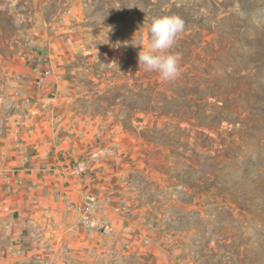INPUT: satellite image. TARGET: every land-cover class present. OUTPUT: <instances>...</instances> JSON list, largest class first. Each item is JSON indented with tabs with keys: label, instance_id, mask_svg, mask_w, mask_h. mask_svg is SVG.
Segmentation results:
<instances>
[{
	"label": "rangeland",
	"instance_id": "obj_1",
	"mask_svg": "<svg viewBox=\"0 0 264 264\" xmlns=\"http://www.w3.org/2000/svg\"><path fill=\"white\" fill-rule=\"evenodd\" d=\"M165 15L172 81L132 45ZM42 158L114 230L69 214L29 264H264V0H0V187Z\"/></svg>",
	"mask_w": 264,
	"mask_h": 264
},
{
	"label": "crops",
	"instance_id": "obj_2",
	"mask_svg": "<svg viewBox=\"0 0 264 264\" xmlns=\"http://www.w3.org/2000/svg\"><path fill=\"white\" fill-rule=\"evenodd\" d=\"M59 165H56L58 169H53L51 159L42 158L33 167L22 169L14 178L6 180L9 184L7 189L2 188L4 184L1 185L0 264H29L37 258L44 259L49 252L44 251L47 246L43 245V238H46L45 243L50 242L52 246L56 243L53 238L47 237L52 231L49 229L50 223L65 224L69 214L71 218L78 219L76 224L79 223L82 178L72 171L70 176L66 172L62 176ZM67 182L69 185L63 184ZM33 229V236L42 235L35 244L38 245L40 241L42 245H20L19 248L24 250L18 254L13 249L14 243Z\"/></svg>",
	"mask_w": 264,
	"mask_h": 264
},
{
	"label": "clouds",
	"instance_id": "obj_3",
	"mask_svg": "<svg viewBox=\"0 0 264 264\" xmlns=\"http://www.w3.org/2000/svg\"><path fill=\"white\" fill-rule=\"evenodd\" d=\"M184 27L185 21L178 15L154 18L148 27L147 37L141 34L132 43L141 48L138 53L140 70L156 72L163 81L175 80L180 75V57L170 49Z\"/></svg>",
	"mask_w": 264,
	"mask_h": 264
},
{
	"label": "built area",
	"instance_id": "obj_4",
	"mask_svg": "<svg viewBox=\"0 0 264 264\" xmlns=\"http://www.w3.org/2000/svg\"><path fill=\"white\" fill-rule=\"evenodd\" d=\"M50 72V70H47L45 77L48 76ZM42 80H44V78ZM78 210L81 215L80 226L82 229L103 236H109L113 233L114 225L112 222L103 220L97 214V198L95 196H91L90 194L85 196Z\"/></svg>",
	"mask_w": 264,
	"mask_h": 264
}]
</instances>
